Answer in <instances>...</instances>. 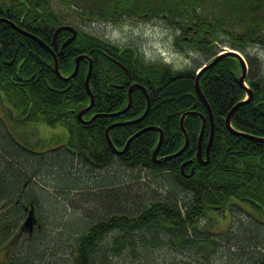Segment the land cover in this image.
<instances>
[{
    "label": "trees",
    "instance_id": "trees-1",
    "mask_svg": "<svg viewBox=\"0 0 264 264\" xmlns=\"http://www.w3.org/2000/svg\"><path fill=\"white\" fill-rule=\"evenodd\" d=\"M53 1L0 0V98L20 114L18 122L43 121L66 130L64 143H52L58 144L52 149L55 153L38 155L21 149L19 139L0 122V244H10L11 249H5L8 254L0 264H54L48 251L50 258L59 255L64 264H264V220L235 202H249L264 211V64L248 48H264V0H61V7L73 10L70 15L55 10ZM132 17L162 21L174 29L175 50L208 59L177 68L162 57H147L135 45L99 35L90 26ZM64 24L73 26L77 36L58 57L61 74L70 76L77 57L87 55L70 78L57 73L55 58L37 39L52 46L57 28ZM68 31L58 33L59 42L64 40L60 34L71 35ZM224 48L246 58L245 82L252 96L246 98L247 89L239 82L242 65L234 55L222 56L202 73L200 87L214 117L209 161L202 163L197 151L203 117L204 151L212 126L195 82L199 68ZM89 59L94 104L85 116L109 115L92 122L78 116L91 102L86 84ZM119 62L146 87L150 98L147 115L135 122L148 100L136 87L131 108L121 112L127 93L114 84L129 82ZM115 91L120 93L110 94ZM188 111L197 112L184 118L188 147L163 160L184 146L181 119ZM230 112L232 127L242 133L227 126ZM110 126L109 136L118 150L149 128L118 153L107 137ZM160 129L158 161L153 153ZM143 172L156 182V191L144 189L149 200L139 185L131 184L133 176L142 178ZM45 174L49 181L42 178ZM51 182L55 187L50 201L61 213L50 222L53 235H48L44 225L50 218L42 196L49 193L46 186ZM94 189L102 190V196ZM73 192L85 195L82 200L90 207L101 205L104 212L78 215L79 209L70 207ZM110 197L118 203H111ZM25 205L33 209L39 226L33 234L19 236ZM227 207L232 227L218 233L214 212L224 213ZM239 212L250 217L243 221ZM76 217V231L71 229L64 240V227Z\"/></svg>",
    "mask_w": 264,
    "mask_h": 264
},
{
    "label": "rangeland",
    "instance_id": "rangeland-1",
    "mask_svg": "<svg viewBox=\"0 0 264 264\" xmlns=\"http://www.w3.org/2000/svg\"><path fill=\"white\" fill-rule=\"evenodd\" d=\"M53 2H54L53 8L55 10H59L62 13L64 12L68 15L73 13V10L71 8L61 7V0H54ZM90 26H92L91 29L99 35H104L118 44L129 43L130 45H135L140 49V51H143L147 55V57L154 59L162 57L167 61L174 62V65L177 68L184 67L185 65H191L195 62L198 63V65H200L203 64L204 61H206V59H208L207 55L204 54L202 55L200 53L195 54V52H193L190 53L189 55L175 50L173 44L174 33H175L174 29L165 26L163 22L158 19H154V18L141 19V18L132 17L124 20L123 22H118V23L109 22V21L92 22ZM248 48L250 49V52L264 64V48L257 47L255 45H251ZM193 50L194 49H190L189 51H193ZM18 115L20 116L17 110L12 107V105L9 103L7 99L0 98V122L2 123L6 131L10 132V134L13 133L19 139L17 141V144L21 147V149L30 151L35 154L37 153L38 155L47 154L48 150H49L48 153H52V152L55 153V151H53L52 149L55 148L59 143L61 144L65 142L64 135L66 134V130L63 126L55 127L43 121H36V122L30 121L31 123H21L17 121V119L19 118ZM22 125L25 126L21 128ZM41 140H43L45 143H43ZM52 143H58V144H52ZM118 173L119 175H123L121 171H118ZM127 176L132 177L133 175L128 173ZM42 178L47 179V181H49L50 179V177L46 174L43 175ZM152 181L153 179L149 177L148 173L143 172L142 178L133 176L131 180V184L134 187H137V185H139V188H142V190L144 191L145 199L149 200L147 192L145 190L148 191L157 190L156 186H154V183L156 182L154 181L152 182ZM46 187H49L48 188L49 193H47L45 196H42V202L44 204L43 210L46 212V215L49 216L50 220H48L47 221L48 223L46 222V225H44V232L47 233L48 235L49 234L53 235L51 233L50 222H54L55 217L57 218L58 215H60L61 211L59 212V210H61V208L53 206L50 201L52 195L51 192H53L54 190L53 187H55L54 184L51 182ZM93 191L98 194L100 192L99 195L102 196L101 193L102 190L95 191L94 189ZM82 198L84 199L85 195H81L80 193L77 192L74 195L70 196V200L73 202V204L72 203L70 204V207L75 206L77 210L79 209L80 212H77L78 215H82L84 217V215L87 214L88 212L95 214L104 212L105 209H103L101 205L99 208H94L93 206L90 207L91 203H88L86 199L85 201L82 200ZM111 199H112L111 203L112 202L116 204L118 203L116 201H113L114 198ZM235 202H238L239 204L243 205L246 210L251 211L252 213H255L254 211H256L255 213L256 217L264 220V211L263 212L259 211L258 209L253 207V205H251V203L249 202L238 201V200ZM30 211L31 209L29 210L27 217L29 216ZM74 213L75 212H72V214ZM214 213L216 214L214 229L218 233L226 232L229 229H231L233 220L231 216V209L229 207L225 208L224 213H218V211H215ZM239 213L241 217L238 218L243 221H246L248 217H250L244 212H239ZM27 217L25 219H27ZM77 218L78 217H76L75 219L70 218L73 219L74 222L69 224L67 226L68 227L67 229L64 227L62 231L65 232L64 234L66 235V238L64 240L69 239L68 237L70 236L71 229H73L72 231L74 230L76 231L75 223L77 222ZM68 221L70 220L68 219ZM37 223H38V219L36 218L35 224ZM26 227L27 228L25 229L28 230V226ZM26 230L22 229V232L19 233V236H21L22 233L25 234L27 232ZM72 243L73 242L69 243L68 246H70V244L72 245ZM66 244L65 245L61 244V245L66 246ZM0 245L3 246V247L0 246V261H2V259L7 257L8 252L7 254H4V252L5 249L7 248L9 249L10 244L6 245L5 243H2ZM42 249L46 250L47 248L45 247ZM51 249L52 250L54 249L53 244L51 245ZM9 250L11 251V249ZM48 252H46L47 257L49 256L48 260L51 259V262L53 261L54 264L56 263L64 264L62 259H58L60 257L59 255L50 258L51 256L50 253ZM216 263L220 264L219 262Z\"/></svg>",
    "mask_w": 264,
    "mask_h": 264
},
{
    "label": "water",
    "instance_id": "water-1",
    "mask_svg": "<svg viewBox=\"0 0 264 264\" xmlns=\"http://www.w3.org/2000/svg\"><path fill=\"white\" fill-rule=\"evenodd\" d=\"M63 27L68 28V29H72V30L74 31V35H73L72 37H70V38L65 42L64 45H66V44L70 43V42L74 39L75 34H76L77 32H76V30H75V28H74L73 26H71V25H66V24H65V25H61V26H59V27L57 28V30H59V29H61V28H63ZM21 31H22V30H21ZM23 32H24V31H23ZM35 38H37V37H35ZM37 39H38L43 45H46V44H45L43 41H41L39 38H37ZM52 52H54V51H52ZM224 55H234V56H236V57L240 60L241 65H242V73H241V75H240V77H239V82H240V84H241L243 87H245V88L247 89V94H248V98H247V99L249 100V99L251 98V96H252V90H251V88L248 86V84L245 82V78H246V76H247V74H248V68H249V65H248V62H247V60L245 59L244 55H243L241 52H239L238 50H235V49H228V50H225L224 52L220 53L217 57H215V58H214L209 64H205V65H203V67L198 71L197 78H196V82H195L196 89H197V92L199 93V95H200V96L203 98V100L205 101V103H206V105H207V107H208V109H209L210 118H211V125H212L211 136H210V140H209V142H208V150H207L208 153H207V159H205L204 161H202V160H203V157H202V155H201V151H202L201 141H202V134H203L204 124H203V129H202V132H201V137H200V142H199V145H200V146H199V152H198V155H199V159H200L201 162H203V163H207V162L209 161L210 147H211V144H212V142H213V138H214V132H213V131H214V130H213V121H214V117H213L212 109H211L209 103L207 102V99L205 98V96H204V94H203V92H202V90H201V87H200V77H201L202 73H203L206 69H208L209 67H211L212 65H214V64H215L217 61H219V59H220L222 56H224ZM86 56H87L86 54H82V55H80V56L77 57V59H76V65H75V68H74L72 74H71L70 76H66V77L63 76V75L61 74L60 69H59L58 59H57V57H55V68H56L57 73H58L61 77H63V78H70V77L76 75L77 72H78V69H79L80 59L83 58V57H86ZM89 60H90V59H89ZM90 62H91V63H90V68H89V71H88V74H87V78H86V79H87V80H86V84H87L88 91H89V93L91 94V102H90V104H89V105H88L83 111H81V112L79 113V116H80L81 118H82V115L84 114V112H86L88 109H90V107H91L92 104L94 103V95H93V93H92V91H91V88H90V76H91V72H92V61L90 60ZM121 65H122L127 71H129L128 68H127L126 66H124L123 64H121ZM130 94H131V89H130ZM247 99H245L244 101H246ZM130 100H131V98H130ZM244 101H242V102H244ZM242 102H240L239 104H241ZM129 105H130V102H129ZM129 105L127 106V108L123 109L121 112H124L126 109H128ZM150 105H151V104H150V101H148V108H147L146 112H145L141 117H139V118H137V119H135V120H132V121L135 122V121H138L139 119H142L143 117H145L146 114H147V112H148V110H149ZM232 112H233V111H232ZM232 112H230L229 115L227 116V119H226L227 126H228L232 131H234V132H236V133H242V132H240V131H236V130L232 127V125H231V116H232ZM119 113H120V112H119ZM191 113H196V114H197V112L188 111V112H186L185 114H183V117H182V119H181V126H182L183 131L185 132V135H186V142H185L184 146H183L178 152L163 157V160H165V159H169V158H173V157H176V156L180 155V154L183 153V152L186 150V148L188 147V145H189V136H188L187 131L185 130V127H184V118H185L188 114H191ZM199 115L202 117L201 114H199ZM91 120H92V119H90V120H86V121H87V122H90ZM203 120H204L203 123H205V118H204V117H203ZM84 121H85V120H84ZM111 127H112V126H110V127L107 129V137H108V140H109L110 145H111V146L114 148V150H115L116 152H118V153H122V152H124L125 149L128 147L130 141H131L134 137H136L138 134L144 132L146 129L149 128V127H147V128H143L142 130H140V131H138L137 133H135V134H134V135H133V136L127 141V144H126L125 148H124L123 150H118V149L115 147V145L113 144V142H112V140H111V138H110V136H109V129H110ZM160 132H161L160 139H159L158 145H157V147L155 148L154 153H153V157H154L156 160H158V150H159V147H160V145H161V143H162V140H163V132H162L161 129H160ZM158 161H160V159H159ZM187 163H188V162H184V164H183V168H184V166H185ZM35 222H36V217H35V214H34L33 209L31 208L30 214H29V216L27 217V219L25 220L24 225H25V226L27 225L29 229H33V226H34Z\"/></svg>",
    "mask_w": 264,
    "mask_h": 264
},
{
    "label": "flooded vegetation",
    "instance_id": "flooded-vegetation-1",
    "mask_svg": "<svg viewBox=\"0 0 264 264\" xmlns=\"http://www.w3.org/2000/svg\"><path fill=\"white\" fill-rule=\"evenodd\" d=\"M0 19H3V18H0ZM5 19V18H4ZM67 29V30H69L68 32L69 33H71V35H61L60 34V36L61 37H64V40H62V41H58V33L62 30V29ZM63 28H61V29H59V30H57L56 31V33H55V35H54V38H53V43H52V46L51 45H48V44H46L45 42V44L46 45H44V47L52 54V56H53V58L54 57H57V59H58V57L60 56V55H64L65 54V51H66V47L69 45V44H71L72 43V41L76 38V36H77V33L75 34V37H74V39L70 42V43H68V44H66V45H64L65 44V42L70 38V37H72L73 35H74V31L72 30V29H68V28H65V27H63ZM42 41V40H41ZM42 44V43H41ZM53 49H52V48ZM1 48H2V46H1V44H0V52H1ZM52 51H54V52H52ZM86 58V57H85ZM84 57L82 58V59H85ZM81 60V59H80ZM91 63V62H90ZM119 64L121 65V64H123L122 62H119ZM124 66H126L125 64H123ZM80 66V65H79ZM122 66V65H121ZM123 67V66H122ZM127 67V66H126ZM90 68V67H89ZM124 68V67H123ZM128 68V67H127ZM125 69V68H124ZM126 70V69H125ZM128 70H129V68H128ZM126 72H127V74H128V82H129V85H126V83H121V84H114L115 86H116V88H118V89H126V92L125 93H127V101H126V104H125V106H124V108L123 109H125V108H127V106L129 105V102H130V105H129V107H128V109H126L124 112H127L130 108H131V106H132V103H133V90L136 88V87H139V88H141L144 92H145V94H146V97H147V100L148 101H150V98H149V96H148V93H147V89H146V87L145 86H143L140 82H137V81H135L134 79H133V76H132V73H131V71L129 70V71H127L126 70ZM88 89V88H87ZM130 89H131V94H130ZM117 93H120L119 91H115V92H113V93H110V94H117ZM130 98H131V100H130ZM94 104V103H93ZM93 104H92V106H93ZM92 106L90 107V109L92 108ZM121 108V109H122ZM147 108H148V106H147ZM147 108H146V110H147ZM90 109H88L87 111H89ZM146 110H145V112H146ZM81 111H83V109L81 110ZM80 111V112H81ZM86 111V112H87ZM79 112V113H80ZM86 112H84V114L82 115V118L79 116V113H78V116H79V118L80 119H82V120H90V119H92L90 122H92L93 120H94V118H96L97 116H109V115H106L104 112H93V113H91V115H89V116H85V113ZM144 112V113H145ZM143 113V114H144ZM148 113V112H147ZM142 114V115H143ZM141 115V116H142ZM147 115V114H146ZM86 118H85V117ZM144 118V117H143ZM136 119V118H135ZM203 124H204V129H203ZM212 126V125H211ZM205 127H206V124L205 123H202V128H201V132H202V129H203V134H202V141H201V146H203V136H204V131H205ZM108 129V128H107ZM201 132H200V136H199V142H200V137H201ZM211 136V135H210ZM210 140V139H209ZM186 142V141H185ZM199 142H198V151H197V158H198V160L201 162V160L199 159V155H198V152H199ZM208 144H207V146H206V149H205V151H204V146H203V148H202V151H201V155H202V157H203V160L202 161H204L205 159H204V156L205 157H207V153H208ZM204 152H205V154H204ZM207 159V158H206ZM186 162H190V160L189 161H186ZM187 163V164H188ZM203 163V162H202ZM184 164V163H183ZM182 169H184L183 168V166H182ZM24 209H25V211L27 212V214L29 213V210L31 209L28 205H25L24 206ZM27 217V215L23 218V223L25 222L24 220H25V218ZM27 226V225H26ZM24 224H22V228H21V230L23 229V230H26L25 228H27ZM39 226V224L37 223V225L35 224L34 225V228L33 229H29L28 228V230H26L25 232L26 233H28V234H33L34 232H35V228H37ZM24 227V228H23ZM4 254H5V252H4ZM10 255V254H9ZM8 264V263H7Z\"/></svg>",
    "mask_w": 264,
    "mask_h": 264
},
{
    "label": "bare ground",
    "instance_id": "bare-ground-1",
    "mask_svg": "<svg viewBox=\"0 0 264 264\" xmlns=\"http://www.w3.org/2000/svg\"><path fill=\"white\" fill-rule=\"evenodd\" d=\"M87 197H90V196H87Z\"/></svg>",
    "mask_w": 264,
    "mask_h": 264
}]
</instances>
